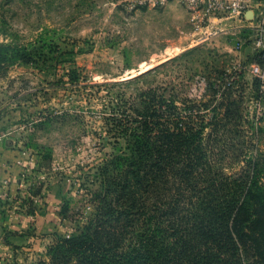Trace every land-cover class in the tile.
<instances>
[{
    "label": "rangeland",
    "instance_id": "1",
    "mask_svg": "<svg viewBox=\"0 0 264 264\" xmlns=\"http://www.w3.org/2000/svg\"><path fill=\"white\" fill-rule=\"evenodd\" d=\"M122 1L0 0V41L33 42L41 33L51 42L35 62L0 64V140L23 152L28 169L20 194H12L4 210L11 224L16 214L33 219L45 211L36 225L35 219L16 229L4 223L0 264L46 260L56 237L79 227L94 207L96 168L112 152L106 141H115L106 118L120 117L126 101L139 105L142 91L154 87L165 96L186 94L197 101L210 100L216 91V103L232 88L234 97L241 96L245 121L254 125L253 149L264 153V94L250 72L260 64L253 38L234 30L203 42L185 7L126 11ZM225 75L235 82L225 78L222 85ZM42 117L50 122L35 130ZM247 125L246 140L252 133ZM47 150L50 166L39 167ZM226 167V173L239 174L244 163Z\"/></svg>",
    "mask_w": 264,
    "mask_h": 264
},
{
    "label": "trees",
    "instance_id": "2",
    "mask_svg": "<svg viewBox=\"0 0 264 264\" xmlns=\"http://www.w3.org/2000/svg\"><path fill=\"white\" fill-rule=\"evenodd\" d=\"M41 35L0 41V64L35 62L51 43ZM225 78L235 82L225 75L222 85ZM231 89L214 103L216 91L197 101L153 87L137 94L139 105L126 101L120 117H107L115 141H106L112 152L94 174V207L37 264H264V153L253 149L254 125ZM50 162L47 150L38 166ZM239 163V174L224 171Z\"/></svg>",
    "mask_w": 264,
    "mask_h": 264
},
{
    "label": "built area",
    "instance_id": "3",
    "mask_svg": "<svg viewBox=\"0 0 264 264\" xmlns=\"http://www.w3.org/2000/svg\"><path fill=\"white\" fill-rule=\"evenodd\" d=\"M126 11L162 8L178 4L188 10L191 23L202 35L201 40L219 33L246 31L253 38L260 64H254L251 73L264 94V0H123ZM241 48L239 43L236 47ZM232 79H230L231 81ZM230 85V84H229Z\"/></svg>",
    "mask_w": 264,
    "mask_h": 264
},
{
    "label": "crops",
    "instance_id": "4",
    "mask_svg": "<svg viewBox=\"0 0 264 264\" xmlns=\"http://www.w3.org/2000/svg\"><path fill=\"white\" fill-rule=\"evenodd\" d=\"M23 152L16 147L11 146L9 142H3L0 140V229L4 230L2 226L8 225V228L16 229L22 226L30 224V216L15 215L17 219L11 224L10 219L7 218V211L5 212L3 205L4 202H8L12 194H20L19 190L22 188L21 177L27 169L26 165L22 162L21 155ZM23 181V180H22ZM45 211H40V214L34 216L36 221L35 225L40 222V219H44L42 215ZM9 220V222H7ZM6 223V224H4ZM6 225V226H7Z\"/></svg>",
    "mask_w": 264,
    "mask_h": 264
}]
</instances>
